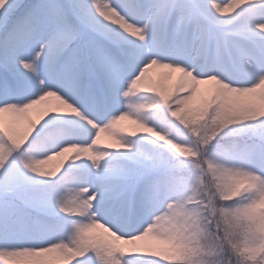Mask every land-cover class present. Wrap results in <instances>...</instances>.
Instances as JSON below:
<instances>
[{
	"label": "snow or ice",
	"instance_id": "obj_1",
	"mask_svg": "<svg viewBox=\"0 0 264 264\" xmlns=\"http://www.w3.org/2000/svg\"><path fill=\"white\" fill-rule=\"evenodd\" d=\"M0 264H264V0H0Z\"/></svg>",
	"mask_w": 264,
	"mask_h": 264
},
{
	"label": "rangeland",
	"instance_id": "obj_2",
	"mask_svg": "<svg viewBox=\"0 0 264 264\" xmlns=\"http://www.w3.org/2000/svg\"><path fill=\"white\" fill-rule=\"evenodd\" d=\"M155 71H159V70H155ZM53 103H55V101H53ZM6 119H9V117H6ZM58 163V160H54L52 162H50L48 165H46V169H54L56 164Z\"/></svg>",
	"mask_w": 264,
	"mask_h": 264
}]
</instances>
